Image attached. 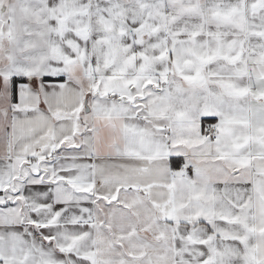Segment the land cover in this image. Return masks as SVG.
Returning a JSON list of instances; mask_svg holds the SVG:
<instances>
[{
    "label": "snow or ice",
    "instance_id": "1",
    "mask_svg": "<svg viewBox=\"0 0 264 264\" xmlns=\"http://www.w3.org/2000/svg\"><path fill=\"white\" fill-rule=\"evenodd\" d=\"M0 264H264V0H0Z\"/></svg>",
    "mask_w": 264,
    "mask_h": 264
}]
</instances>
